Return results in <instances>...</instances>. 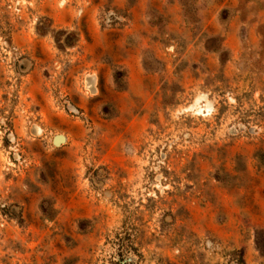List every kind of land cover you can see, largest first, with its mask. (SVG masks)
Returning a JSON list of instances; mask_svg holds the SVG:
<instances>
[{"label":"rangeland","instance_id":"1","mask_svg":"<svg viewBox=\"0 0 264 264\" xmlns=\"http://www.w3.org/2000/svg\"><path fill=\"white\" fill-rule=\"evenodd\" d=\"M0 264H264V0H0Z\"/></svg>","mask_w":264,"mask_h":264},{"label":"built area","instance_id":"2","mask_svg":"<svg viewBox=\"0 0 264 264\" xmlns=\"http://www.w3.org/2000/svg\"><path fill=\"white\" fill-rule=\"evenodd\" d=\"M113 13L111 12L108 16H107V21L110 22L111 18L113 17Z\"/></svg>","mask_w":264,"mask_h":264}]
</instances>
